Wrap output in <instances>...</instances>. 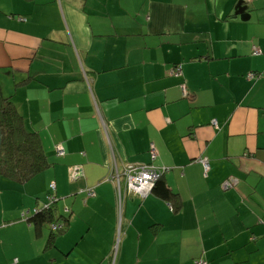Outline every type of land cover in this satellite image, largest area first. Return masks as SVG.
Here are the masks:
<instances>
[{
  "label": "crops",
  "instance_id": "1",
  "mask_svg": "<svg viewBox=\"0 0 264 264\" xmlns=\"http://www.w3.org/2000/svg\"><path fill=\"white\" fill-rule=\"evenodd\" d=\"M0 69L52 163L0 171V264H264V0H0Z\"/></svg>",
  "mask_w": 264,
  "mask_h": 264
},
{
  "label": "trees",
  "instance_id": "2",
  "mask_svg": "<svg viewBox=\"0 0 264 264\" xmlns=\"http://www.w3.org/2000/svg\"><path fill=\"white\" fill-rule=\"evenodd\" d=\"M246 1L249 2L250 0ZM253 54L255 53L253 52ZM2 73V69H0V128L2 129L0 171L8 179L25 183L36 174L47 169L52 163L44 152L39 135L26 129L23 116L18 111L11 97L4 94V88L1 83ZM251 74H253V77L257 76L255 73ZM155 158L153 157V159ZM151 166L160 171V176L155 181L152 192L164 199L172 200L175 194L170 190L163 178L166 168L158 167L154 164ZM175 207L173 204L172 208L174 209ZM54 217H56V214L51 205L38 209L31 218V222L41 228L51 223ZM64 219L66 220L65 222H68L69 216L67 214L64 215ZM63 228L65 227L63 226ZM54 235L52 239H54Z\"/></svg>",
  "mask_w": 264,
  "mask_h": 264
},
{
  "label": "built area",
  "instance_id": "3",
  "mask_svg": "<svg viewBox=\"0 0 264 264\" xmlns=\"http://www.w3.org/2000/svg\"><path fill=\"white\" fill-rule=\"evenodd\" d=\"M260 52L261 51L257 47H255L254 53L260 54ZM180 72H181V68L179 67L175 71H173V74L177 75ZM250 75H251V77H253V74H250ZM213 123H214V125H216L217 121L214 120ZM57 150H58L57 152L59 155L65 154L64 148L58 147ZM152 152H153V157L155 158V150H154L153 145H152ZM203 162H204L206 170H208L209 169V162L206 160H203ZM77 172L78 171L75 170L74 173H77ZM159 176H160V171L151 165H140V166L130 165V166H126L124 168L123 172H119V170L116 167L115 172H113L109 176L108 180H115L118 182L119 204H120V208H121V206L123 204V197H122L121 188H120V184H121L122 179L126 180V186L130 192H132L134 194L146 195L148 192H150L152 190L154 183L158 179ZM231 181L232 182L227 181L226 186L236 183L233 180H231ZM52 187L55 188V185L53 184ZM87 194H88V196L93 197L96 195V192L94 189H89ZM49 198H50V203L46 207L51 206L54 199H55L53 195L50 196ZM66 212H69V210H66ZM62 227L63 226L57 222L52 224V229L55 231L62 229ZM13 264H18V260L15 259ZM194 264H207V262L202 260V259H197V260H195Z\"/></svg>",
  "mask_w": 264,
  "mask_h": 264
},
{
  "label": "water",
  "instance_id": "4",
  "mask_svg": "<svg viewBox=\"0 0 264 264\" xmlns=\"http://www.w3.org/2000/svg\"><path fill=\"white\" fill-rule=\"evenodd\" d=\"M2 146V129L0 128V148Z\"/></svg>",
  "mask_w": 264,
  "mask_h": 264
},
{
  "label": "rangeland",
  "instance_id": "5",
  "mask_svg": "<svg viewBox=\"0 0 264 264\" xmlns=\"http://www.w3.org/2000/svg\"><path fill=\"white\" fill-rule=\"evenodd\" d=\"M249 77H251V75H250ZM5 86L7 87L8 85H5ZM11 89H12V88H11ZM11 89H9V90H11ZM45 229H47V227H46Z\"/></svg>",
  "mask_w": 264,
  "mask_h": 264
}]
</instances>
